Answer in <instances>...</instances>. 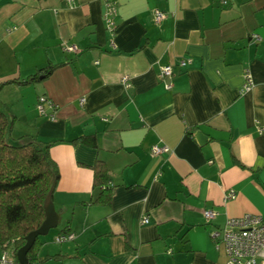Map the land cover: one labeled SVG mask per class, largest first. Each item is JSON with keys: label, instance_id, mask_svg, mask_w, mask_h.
Instances as JSON below:
<instances>
[{"label": "crops", "instance_id": "obj_1", "mask_svg": "<svg viewBox=\"0 0 264 264\" xmlns=\"http://www.w3.org/2000/svg\"><path fill=\"white\" fill-rule=\"evenodd\" d=\"M117 1L111 33L104 0H0V108L15 119L14 141L52 143L60 171L59 222L38 237V263L224 264L211 233L229 218H264V0ZM49 65L32 85L9 83ZM247 72L254 86L241 94ZM42 95L53 117L38 112ZM87 136L97 148L73 142ZM156 145L169 151L154 155ZM97 160L109 205L94 202ZM63 230L75 238L56 242Z\"/></svg>", "mask_w": 264, "mask_h": 264}, {"label": "trees", "instance_id": "obj_2", "mask_svg": "<svg viewBox=\"0 0 264 264\" xmlns=\"http://www.w3.org/2000/svg\"><path fill=\"white\" fill-rule=\"evenodd\" d=\"M55 65L39 69L23 80H13L20 86H29L47 78ZM7 83L0 84V88ZM15 119L0 108V248L13 247L17 251L26 243V236L37 230L46 219L45 199L55 190L60 171L50 153L52 143L36 139L14 141L11 133ZM97 148L95 136L80 137L73 141ZM95 203L109 205L112 188L109 169L97 160L93 166ZM67 234L69 231L63 230ZM39 238L27 254L29 264L40 262Z\"/></svg>", "mask_w": 264, "mask_h": 264}, {"label": "built area", "instance_id": "obj_3", "mask_svg": "<svg viewBox=\"0 0 264 264\" xmlns=\"http://www.w3.org/2000/svg\"><path fill=\"white\" fill-rule=\"evenodd\" d=\"M68 3H73L74 0H66ZM222 5L228 4L229 0H219ZM118 1L117 0H104V18L107 24V28L111 33L115 31L114 18L117 14ZM166 18V14L160 10H155V20L157 23H161ZM256 39L260 38L255 35ZM64 49L68 52H76L77 46L66 45ZM190 59H182L179 61L180 66H186L190 63ZM173 66L165 65L161 67L159 78L163 81H167L173 76ZM246 83L240 89V93L244 94L249 92L253 86V79L251 73H246ZM128 78L124 77L123 81L127 83ZM166 88L172 87L171 83L167 82ZM83 101V100H82ZM46 104H48L53 110L55 109L51 100L42 95L39 97L37 103L38 112L41 115H47L53 117V114L47 112ZM169 151V147L166 145H156L152 148L154 155H159ZM237 193L234 190H230L225 194V201L234 199ZM217 212L214 209H206L204 216L208 221L215 218ZM149 222V218L145 216L142 219V223ZM211 237L215 243V246L219 248L223 246L227 255V261L224 264H264V218L257 214H245L241 217L229 218L226 224L221 228H216ZM74 234H61L55 238L56 242H65L73 240ZM0 264H19L15 255L13 247H6L2 250L0 256ZM34 264H39L38 262Z\"/></svg>", "mask_w": 264, "mask_h": 264}, {"label": "water", "instance_id": "obj_4", "mask_svg": "<svg viewBox=\"0 0 264 264\" xmlns=\"http://www.w3.org/2000/svg\"><path fill=\"white\" fill-rule=\"evenodd\" d=\"M196 137L200 144H204L207 140L206 136L200 131L196 133ZM52 194L53 190L49 192L45 199L46 219L37 230L30 232L26 236V243L17 251V260L19 264H29L27 254L34 245L36 239L40 236L48 235L49 231L56 228L58 225L59 213L52 207Z\"/></svg>", "mask_w": 264, "mask_h": 264}, {"label": "rangeland", "instance_id": "obj_5", "mask_svg": "<svg viewBox=\"0 0 264 264\" xmlns=\"http://www.w3.org/2000/svg\"><path fill=\"white\" fill-rule=\"evenodd\" d=\"M53 230H54V229H52L51 231H53ZM48 236L50 237L51 234L49 233L46 237H48ZM58 236H59V235H57L56 237H58ZM56 237H55V238H56ZM0 254H1V252H0Z\"/></svg>", "mask_w": 264, "mask_h": 264}]
</instances>
